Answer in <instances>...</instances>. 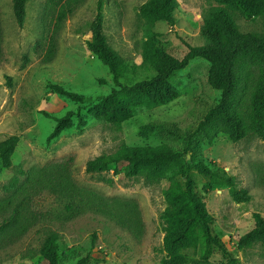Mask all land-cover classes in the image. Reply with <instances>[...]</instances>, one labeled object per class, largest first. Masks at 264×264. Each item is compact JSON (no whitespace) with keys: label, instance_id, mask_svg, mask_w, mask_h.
Returning <instances> with one entry per match:
<instances>
[{"label":"rangeland","instance_id":"374dc122","mask_svg":"<svg viewBox=\"0 0 264 264\" xmlns=\"http://www.w3.org/2000/svg\"><path fill=\"white\" fill-rule=\"evenodd\" d=\"M97 1L27 0L19 28L11 0H0V144L18 138L11 166L0 163V264H44L41 244L51 231L59 236L65 263L89 253V264H227L217 249L202 259L194 239L175 258L164 251L171 228L164 200L168 176L85 173L88 160L127 148L164 143L182 151L219 97L207 82L208 63L195 59L171 79L180 92L176 100L124 121L94 119L89 109L114 87L108 69L87 47ZM147 1L103 0L102 33L125 66L140 65L154 41L178 59L187 53L185 44L203 45L200 27L215 0H176L174 26L141 15L138 7ZM235 19L240 31L264 34V17L235 13ZM152 75L141 68L120 81L130 86ZM54 86L83 100L71 101ZM68 111L73 112L70 127L48 141L55 121L44 114L61 117ZM164 122L177 124L182 136L147 130ZM202 152L233 179V186H220L186 169L212 216V233L237 264H264V241L238 244L254 227L253 215L264 218V141L254 133L238 142L220 134Z\"/></svg>","mask_w":264,"mask_h":264},{"label":"trees","instance_id":"16d2710c","mask_svg":"<svg viewBox=\"0 0 264 264\" xmlns=\"http://www.w3.org/2000/svg\"><path fill=\"white\" fill-rule=\"evenodd\" d=\"M26 1L11 0L12 12L19 28L24 24ZM215 3L216 7L203 19L200 27L203 45L193 47L185 44L187 53L178 59L166 52L165 44L154 41L140 65L127 67L107 44L101 28L104 2L97 1L87 47L108 69L114 87L89 109V115L94 119L124 121L139 110H151L176 100L180 92L171 79L195 59L208 63L207 82L219 93V97L188 135L182 151H176L164 143L127 148L88 160L85 173L103 175L111 172L113 176L122 173L127 178L146 175L153 179L168 176L169 186L164 191V200L169 206L167 219L171 222V228L164 239V251L175 258L194 239L199 244L202 259H206L211 250L217 249L227 257V264H237L223 243L212 233V216L193 181L186 174V169L193 168L213 184L231 187L232 177L204 157L203 145L212 144L220 134L232 142H238L247 134L254 133L264 141V34L240 31L235 19V13L264 17V0H215ZM177 5L176 0H148L138 7V11L150 23L165 22L174 26L173 12ZM37 49L38 46L34 52ZM26 62L27 58L21 68ZM141 68L151 72L152 77L130 86L121 83L122 78L135 74ZM54 89L71 101L83 100L77 93L58 86H54ZM44 115L55 121L47 138L51 141L70 127L73 112L68 111L61 117ZM78 119L77 126L80 127L84 122L81 117ZM147 130L177 139L182 136L175 123L149 124ZM17 143L18 138L12 136L0 144V163L3 168L11 166V157ZM186 156H189L188 160ZM100 180L112 184L110 178L101 176ZM203 190L208 193L210 186H205ZM253 220L254 227L239 239V246L264 241V218L254 214ZM58 240V234L52 231L44 238L40 249L44 264H89V253L73 263L62 261ZM177 264L184 263L179 261Z\"/></svg>","mask_w":264,"mask_h":264},{"label":"water","instance_id":"95a60500","mask_svg":"<svg viewBox=\"0 0 264 264\" xmlns=\"http://www.w3.org/2000/svg\"><path fill=\"white\" fill-rule=\"evenodd\" d=\"M189 158V157H188Z\"/></svg>","mask_w":264,"mask_h":264}]
</instances>
